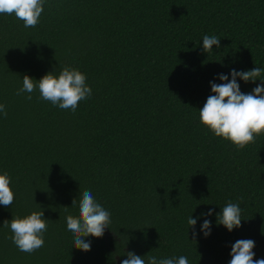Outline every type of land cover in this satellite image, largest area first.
<instances>
[{
    "label": "trees",
    "instance_id": "trees-1",
    "mask_svg": "<svg viewBox=\"0 0 264 264\" xmlns=\"http://www.w3.org/2000/svg\"><path fill=\"white\" fill-rule=\"evenodd\" d=\"M204 35L220 48L204 53ZM64 66L92 88L74 113L38 90L16 95L24 74L38 80ZM254 67L264 69V0H45L34 28L0 15V173L15 197L0 205V264H121L128 251L228 264L238 239L254 240V259L264 258V135L237 150L199 121L210 81ZM237 80L244 93L261 83ZM84 190L111 213L87 252L66 226ZM229 201L242 217L231 232L216 224ZM32 211L48 229L29 254L2 225Z\"/></svg>",
    "mask_w": 264,
    "mask_h": 264
},
{
    "label": "clouds",
    "instance_id": "clouds-1",
    "mask_svg": "<svg viewBox=\"0 0 264 264\" xmlns=\"http://www.w3.org/2000/svg\"><path fill=\"white\" fill-rule=\"evenodd\" d=\"M45 0H0V15L14 16L23 22L25 28H34L40 22L44 11ZM202 51L210 54L213 46L220 48V38L215 35H204ZM264 69L254 67L250 70L237 71L232 69L230 77L218 74L221 83L210 81L211 93L202 108H199L200 124L207 128L216 137L231 142L237 150L254 143L256 138L264 135V78H260ZM22 87L16 95L27 93L25 97L31 100V94L39 91L41 100L50 102L61 110H77L79 102L92 96V88L87 84L86 75L71 66H64L58 73L50 71L40 79H34L27 74L23 75ZM237 78L248 82L261 81L250 92L241 91ZM0 113L7 117L4 104H0ZM10 177L7 172L0 173V205L11 207L14 202V192L10 186ZM77 201L73 199L72 205ZM79 215L66 217L67 231L71 233L74 247L82 251L91 250V241L87 237L102 238L105 229L110 228L111 213L97 202L90 190H84L78 203ZM213 209L201 212L200 216L208 217ZM197 218L192 214L188 218V229L192 228L193 241L198 233L195 231ZM241 207L238 203L229 201L219 213H216V224L223 225L229 232L241 227ZM211 221L204 219L200 232L205 237L211 234ZM4 228L11 231L9 237L13 244L25 253H33L44 246V233L48 224L43 211H32L30 214L12 216L4 220ZM255 241L252 239H238L231 244L228 264H264V258L254 259ZM127 258L121 264H189L186 256L158 259L154 255H137L132 251L126 253Z\"/></svg>",
    "mask_w": 264,
    "mask_h": 264
}]
</instances>
